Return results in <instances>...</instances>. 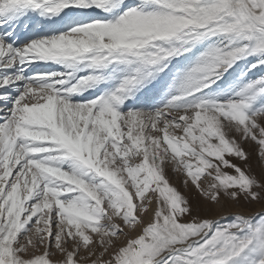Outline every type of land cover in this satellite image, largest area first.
Instances as JSON below:
<instances>
[{"label":"snow or ice","instance_id":"snow-or-ice-1","mask_svg":"<svg viewBox=\"0 0 264 264\" xmlns=\"http://www.w3.org/2000/svg\"><path fill=\"white\" fill-rule=\"evenodd\" d=\"M0 264H264V0H0Z\"/></svg>","mask_w":264,"mask_h":264},{"label":"rangeland","instance_id":"rangeland-1","mask_svg":"<svg viewBox=\"0 0 264 264\" xmlns=\"http://www.w3.org/2000/svg\"><path fill=\"white\" fill-rule=\"evenodd\" d=\"M252 163H253L254 170L257 173H259L260 168L256 164L255 160H253ZM183 178L184 177L182 175L173 174L171 171H169L170 181L191 201V203L193 204V212H194V214H196V206L199 204L201 206V208H203L204 202L201 200V198L199 197V195L197 194V192L195 191V189L191 185H189L187 188H185L182 185ZM200 214L206 215L207 213L201 211Z\"/></svg>","mask_w":264,"mask_h":264}]
</instances>
